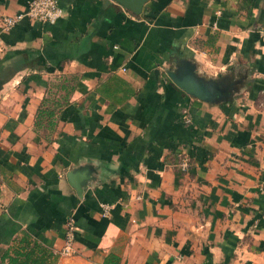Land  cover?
<instances>
[{
    "label": "crops",
    "instance_id": "crops-1",
    "mask_svg": "<svg viewBox=\"0 0 264 264\" xmlns=\"http://www.w3.org/2000/svg\"><path fill=\"white\" fill-rule=\"evenodd\" d=\"M58 5L0 27V264H264V0ZM178 58L229 100L176 86ZM82 160L100 169L78 197Z\"/></svg>",
    "mask_w": 264,
    "mask_h": 264
},
{
    "label": "water",
    "instance_id": "water-1",
    "mask_svg": "<svg viewBox=\"0 0 264 264\" xmlns=\"http://www.w3.org/2000/svg\"><path fill=\"white\" fill-rule=\"evenodd\" d=\"M134 14L141 12L147 0H115ZM166 74L170 80L186 93L208 102L229 100L232 82L227 77H204L196 74L194 64L184 58L175 60L173 68H167ZM100 165L92 160L76 162L66 173L67 182L73 187L78 197L82 196L84 188L90 181H95V173Z\"/></svg>",
    "mask_w": 264,
    "mask_h": 264
},
{
    "label": "built area",
    "instance_id": "built-area-1",
    "mask_svg": "<svg viewBox=\"0 0 264 264\" xmlns=\"http://www.w3.org/2000/svg\"><path fill=\"white\" fill-rule=\"evenodd\" d=\"M61 15V7L58 0H28L26 6L12 15H4L0 18V27L8 29L22 17H28L34 20L53 22ZM189 158L187 154L180 153L177 157L176 166L180 170L188 168ZM107 205H102L103 210ZM74 224L71 218L67 219L64 228V244L60 249L63 254L72 251L71 242L73 240Z\"/></svg>",
    "mask_w": 264,
    "mask_h": 264
},
{
    "label": "trees",
    "instance_id": "trees-1",
    "mask_svg": "<svg viewBox=\"0 0 264 264\" xmlns=\"http://www.w3.org/2000/svg\"><path fill=\"white\" fill-rule=\"evenodd\" d=\"M71 88H72V86L69 87V89H71ZM53 112H54L53 108L40 106V107H38V109L36 111V116H39L41 114L52 115Z\"/></svg>",
    "mask_w": 264,
    "mask_h": 264
}]
</instances>
